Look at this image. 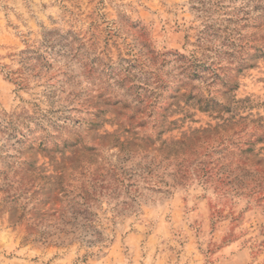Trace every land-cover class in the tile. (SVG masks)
<instances>
[{
	"label": "clouds",
	"instance_id": "9594fccd",
	"mask_svg": "<svg viewBox=\"0 0 264 264\" xmlns=\"http://www.w3.org/2000/svg\"><path fill=\"white\" fill-rule=\"evenodd\" d=\"M0 264H264V0H0Z\"/></svg>",
	"mask_w": 264,
	"mask_h": 264
}]
</instances>
